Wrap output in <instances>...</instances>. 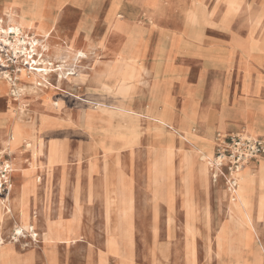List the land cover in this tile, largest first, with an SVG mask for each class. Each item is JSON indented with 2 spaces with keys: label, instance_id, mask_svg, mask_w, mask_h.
I'll list each match as a JSON object with an SVG mask.
<instances>
[{
  "label": "rangeland",
  "instance_id": "374dc122",
  "mask_svg": "<svg viewBox=\"0 0 264 264\" xmlns=\"http://www.w3.org/2000/svg\"><path fill=\"white\" fill-rule=\"evenodd\" d=\"M60 1L63 4V0ZM159 1L162 5L161 22L150 20L140 7H132L130 2L137 4L138 1L136 0H115L118 10L115 11L116 17L113 31L110 29L112 27L105 23L111 0H89V10L83 17L77 12L74 14L67 13L63 17L61 16V18L60 16H55V18L60 19L59 28H61L63 37L72 36L77 31L79 22L83 18L82 21L85 29L80 31V36L83 40L88 30L92 29L93 32L91 34H94L96 39H99L102 35L105 39L109 36L110 43H122L124 49L130 48L132 43H139L137 32L140 27L151 29L152 40L149 43H153V46L147 65L149 69L155 61L157 70L153 71L152 74L145 75L140 87L144 90L145 94V91L151 87L154 80H161L160 68L165 63H168L166 73L168 84L165 85V93L171 106L168 112L176 120L179 119L182 112L181 128L183 130H190L193 136L203 137V135L208 133L213 143V146L209 150L212 151L213 155L218 135L241 134V131L246 129L252 135L264 138V122L254 119V117L247 118L248 113H257V111L250 106L239 104L243 102L251 103L253 101L264 102V51H260L256 43H246L245 46L248 49L249 55L243 58L239 52H234L238 47V43H233V32L238 33L243 38L252 37L257 41H263L264 0H244L243 7L233 18L232 31L225 28L223 21H221L226 13V4L223 0H149V8H154ZM19 3L26 6L22 11L33 13L40 11L42 6L37 0L29 2L22 0ZM191 7L203 10L200 24L189 26V36L182 35L180 38L179 34L181 33L178 31L183 30L185 9ZM258 16H262V20H257L256 17ZM0 19L3 21V26H5L4 18ZM183 38L184 40L189 39L191 43L198 42L191 45L197 51L200 50L201 53L199 55H189L182 50H173L172 43H182ZM21 39H25L28 44L20 46L21 50H18L16 53L13 48L5 47L4 45L0 46V79H4L12 85L13 83L19 85L17 76L20 74V68L25 70L31 69L32 66L36 68L33 61H38L39 59V46L37 45L38 47L35 46L32 49L30 42H33L34 39L38 41L40 38L33 37L31 31H29L28 33H23ZM9 41L12 44L16 43V39L12 35H9ZM159 43H162L161 50L156 55L155 47ZM184 44L186 48L189 45V43ZM259 44L263 49L264 43ZM26 48L27 54L23 52ZM92 50L89 59L83 63L86 70L89 71L102 68L106 62L105 57L98 56L101 51L97 47ZM54 65L58 66L56 63ZM86 76L87 85L77 83L68 85L64 88L67 92L65 94L58 91L57 73L53 74L49 79L53 88L46 94L49 98L46 103L37 98L33 93H30L29 89H26L23 94L19 93L17 96L10 94L9 89H7L6 93L1 92L0 94L1 117H8L11 114L10 110L19 108L18 106L22 100L25 107L23 114L25 121L29 122L32 118L35 119L34 111L38 110V112L47 115L55 122V127L46 136V141L54 140L64 146L67 157L66 165L70 174L69 192L66 195L65 205H60L58 201L59 172H55L48 185L55 193L53 204L50 205L55 219L59 216L61 207L64 209L63 217L65 219L71 217L75 208L72 192L73 188L77 186V173L79 170L81 171L82 176L78 184L82 195V203L79 205V224L83 234V242L72 245L69 248L64 245L55 247L56 264H87L89 254H92V259H90L91 264H97V253L107 250L106 242L109 230L113 229L111 233L115 234V236L119 235L118 230L115 231L116 216L119 215L120 209L127 205H112V218L110 224L107 222L104 200L96 197L93 201H88L89 178L87 173L90 172V165H93L94 168L92 182L98 190L104 185L103 182L106 177L111 184L116 182V178L122 177L130 185L131 200L128 206L131 207L130 213L132 216L133 264H149L146 256L147 250L151 245L152 228L156 234V241L159 244L168 242L165 236L167 208L168 217L174 214V229L176 233L175 237L169 240V244L172 242L179 253H182L186 238L185 218L186 222L190 221L193 223L187 215L189 213L192 216L197 215L202 221L201 227L198 226V228L203 231V228H205L203 216L209 215L212 212L215 214L224 213V210H211L210 207H214V205H194L196 209L192 210L186 205H174L175 201L178 203L182 199L181 192H179L178 178L175 180L176 195L172 191H169L164 184L151 187L148 172L149 144L147 143V138L151 133L146 123V106L135 105V108L142 115L141 121H132L130 132H122L123 136L118 135L117 121L119 118L117 115L119 112L114 109L117 105V100L104 91L102 85L96 83L90 74ZM242 78L244 93L241 89ZM115 81V79H108L105 83L113 85ZM215 81H219L220 85L216 98L213 95ZM251 85H254L252 86V90ZM142 90L135 96L136 98L143 94ZM15 100H18V102ZM55 103H59V106H55ZM149 104L150 102L147 103V105ZM196 109H198L199 113L198 119L191 120V116L196 113ZM262 110H264V106L259 111ZM88 113L92 115L88 117ZM228 119L243 121V127L226 131L228 124L231 125L230 121L227 124ZM158 138L156 136L157 140ZM1 141L0 165L2 166L4 163V166H8L9 172L11 169V174H9L10 185L14 186L19 180L12 175V155L4 152V146ZM175 143L179 146V140H176ZM21 151L25 153L29 149L26 145H23ZM202 155L207 156L208 154L202 153ZM161 156V150L155 152L152 158L153 162H158ZM24 158L29 160V153H25ZM263 161L264 159H262L256 168H259ZM250 168H254V165ZM250 168L248 167L246 170ZM111 171H113L112 174H110ZM188 175L189 169L181 171L182 178H186ZM153 177L157 178V174L153 173ZM39 179L42 185L39 184L41 186V190L39 191L41 197L44 193L43 186L48 182L47 177L42 173ZM215 185H217L216 189L212 187L211 196L206 197L207 199H215L217 190L222 195L226 191L221 189V187L226 186L222 178ZM5 196L4 194L0 195V199H4ZM200 198L202 199L201 196ZM163 203L166 205H163ZM215 207H223V205H215ZM38 212L41 219L43 205H39ZM5 218L1 237H3V240L7 244L11 241V237H13L16 219L14 220L9 216ZM169 232L171 233V226L169 227ZM37 233L39 234L37 239L40 242L43 228L40 227ZM225 234H228V232ZM219 236H221V233ZM119 238L122 240V245L118 250L122 254L129 253L131 248L126 233L122 232ZM13 250H17L23 254H27L28 252L38 253L41 256V264H45L42 245H37L31 239L18 237V242ZM2 258H4V255ZM111 264H117V262L113 260Z\"/></svg>",
  "mask_w": 264,
  "mask_h": 264
},
{
  "label": "bare ground",
  "instance_id": "6f19581e",
  "mask_svg": "<svg viewBox=\"0 0 264 264\" xmlns=\"http://www.w3.org/2000/svg\"><path fill=\"white\" fill-rule=\"evenodd\" d=\"M136 1H138L137 4L150 20H158V22H161L162 5L160 1L154 8H149V0ZM223 1L226 4V13L221 21H223L225 28L232 31L233 18L243 7L244 0ZM16 2L19 3V1ZM116 2L115 0H111V5L105 18L106 25L109 24V26L112 27L110 28L111 31H113L114 28L115 11L118 10ZM58 3L63 5L60 0ZM202 12L203 10L196 7L185 9L183 30L178 31L181 33L179 37L182 35L189 36V26H197L200 24ZM256 19L260 21L262 20V16H258ZM59 20L60 19L55 18V16L45 13L43 11V5L37 13L22 11L20 15H15L13 11H9L6 17V24H4L5 26H3V21L0 19V46L4 45L5 47L13 48L16 53L18 50H21L20 46H26L28 44L25 39H21L23 33L31 31L33 37L40 38L38 41L34 39L33 42H30L32 49L38 45L40 50L38 61L35 59V61H33L36 68H33V66L28 70L20 68V74L17 76L19 85H15L14 83L12 85L7 83L4 79H0V91L4 90V93H6L7 89H9L10 94L17 96L19 93L23 94L26 89H29L30 93H33L37 98L46 103L49 99L46 94L53 88L52 84L49 82L53 74L57 73L58 91L65 94H67L64 90L66 86L76 83L86 84V75L90 74L96 83L102 85L104 91L117 100V105L114 109L119 112L117 115L119 118L117 121L118 135H122V132L129 133L132 121H141L142 115L135 108V105L146 106V123L151 133L147 138V143L149 144V183L151 187L164 184L169 191H172L176 195L175 180L178 178L180 184L179 192L182 194L183 203L188 206L190 210L194 209V201L198 198L196 192L202 188L206 197H209L213 179L215 177H220L218 170L214 167V155L212 151L209 150V148L213 146V143L208 133L203 135V137H198L193 136L190 130H183L181 128L182 112L178 120L168 112L171 107L165 93V85L168 84V80L166 79L168 63H165L160 68L162 75L161 80H154L151 87L145 91V94L144 90L140 87L144 76L157 70V65H155L156 62L152 63L151 69H148L147 65L151 50V44L149 42L152 40V30L140 27L137 32L139 43H132L130 48L124 49L122 43H110L109 36L105 39L102 35L99 39H96L94 34H91V32H93L92 29L88 30L83 40L80 36V31L85 29L82 21L83 18L79 22L77 31L72 36L63 37L61 28H59ZM9 35H12L13 38L16 39V43L12 44L9 41ZM233 37V43H238V47L234 52H239L243 58L249 55L248 49L245 46L246 43H256L260 51H264V47L262 49L259 44L264 43V39L260 42L252 37L243 38L235 32H233ZM191 44L195 43H189L186 48L184 43H172V48L173 50L185 51L189 55H199L201 53L200 50L197 51ZM95 47L101 51L98 56L105 57L106 62L102 68L89 71L86 70L83 63L89 59V56H91L90 53ZM160 47L159 44L155 47L156 55L160 53ZM23 52L27 54V48L24 49ZM54 63L58 64V66H55ZM108 79H115L116 81L113 85H109L105 83ZM219 86V81H215L213 86V95L215 98L217 97ZM141 90L143 94L136 98L135 96ZM15 101L18 102V100ZM146 102H150V104L147 105ZM54 105L59 106V103H55ZM18 107L19 108L15 110H10L11 114L4 118L3 122L4 139H2L1 143L4 146V152H8L12 155V175L17 178L19 182L11 186L10 192L4 199H0V264H4V258H2L4 251L15 249L18 237L31 239V241L35 242L37 245H42L45 264H56L54 254L55 247L64 245L69 248L72 245L83 242V234L79 224V205L82 203V195L81 188L78 185L82 175L79 170L77 173V186L73 188L72 192V200L75 208L71 217L65 219L63 217L64 209L61 207L59 216L55 219L50 209V205L53 204L55 193L48 185L55 172H59L58 201L60 205H65L66 195L69 192L68 184L70 175L66 165V151L64 146L59 142L54 140H49V142L46 141V136L52 128L55 127V122L47 115L38 112V110L34 111L35 119L32 118L29 122L25 121L23 118L25 107L23 106L22 100ZM195 112L196 113L191 116V120L198 119V109H196ZM91 115V113H88V117ZM250 117L264 122V110L259 113H248L247 118ZM241 133L252 138H260L252 135L246 129L242 130ZM156 136L159 137L158 140ZM176 140H179V146L176 145ZM23 145H26L29 149L28 152H25L29 153V160L24 158L25 153L21 151ZM158 150H161L162 156L158 162H153L152 158ZM202 153H207L208 155L203 156ZM262 159H264V157L259 159L258 164ZM248 167L250 168L251 165L240 168L237 172L232 173L230 177H227V179H222L226 186L221 187V189L226 190L223 197L234 204L230 206L236 208L238 213H242V226L249 227L253 230L252 207L254 205L250 203L256 199L260 201L264 200V161L259 168H250L246 170ZM184 169H189V175L186 178L181 177V171ZM89 171L90 172L87 173L89 178L88 201L91 202L96 197L104 200L106 205V218L109 224L112 218V205H127L123 206V208L120 209L119 215H117L118 217L116 216L117 223L115 225V231L118 230L119 235L122 232L126 233L131 251L127 254H122L118 250L122 245V240H120L119 235H113L111 233L113 229H110L106 242L107 251L106 253L100 254V264H108L107 255L118 257L122 264H132L133 230L132 216L130 213L131 207L128 206L131 200L130 185L122 177L116 178V182L114 184L112 183V185L106 177L103 182L104 185L98 190L92 182L93 165H90ZM112 172L113 171H111L110 174H112ZM41 173L47 177L48 183L43 186L44 193L40 197L39 191L42 185L39 182V178ZM153 173L157 174V178L153 177ZM239 203L244 205H238ZM39 205H43L41 219L38 212ZM241 206H243L245 210H238ZM6 216L12 217L14 220L16 219L12 234L13 237H11V241L7 244L5 240H3V237H1ZM187 216L193 221V223L188 221L185 224L187 264H196L194 241L199 232L194 226V222L197 215L192 216L189 213ZM208 217L209 216L206 215V221ZM231 220L233 221L232 217ZM168 221L170 227V224L173 223V216H169ZM40 227L43 228V233L41 235V241L39 242L37 239L39 236L37 231ZM225 233H227L226 227L223 226L221 228V236H218L219 246L225 241L229 244V235ZM239 242L242 248L249 251L252 250L253 237L248 232L241 235ZM229 249L230 252L237 253L236 251H232V246L230 245ZM210 252L211 247H208V253ZM237 264H241L239 259L237 260ZM243 264L249 263L244 262Z\"/></svg>",
  "mask_w": 264,
  "mask_h": 264
},
{
  "label": "crops",
  "instance_id": "0c3cea01",
  "mask_svg": "<svg viewBox=\"0 0 264 264\" xmlns=\"http://www.w3.org/2000/svg\"><path fill=\"white\" fill-rule=\"evenodd\" d=\"M16 1L22 0H0V18H4V22L6 24V17L8 16L9 11H13L15 15H20L22 10L26 8L25 5H21ZM25 1V0H24ZM31 1V0H26ZM43 5V11L52 16H61L63 17L65 14H74L79 12L81 17H83L89 10V0H63V5L58 3L59 0H37ZM16 2V3H15ZM132 7H139V5L130 2ZM134 7V8H135ZM182 43H191L188 40H184ZM198 43V42H192ZM151 44V48L153 43ZM162 43H159L161 46ZM151 52V50H150ZM155 62V61H154ZM153 62V63H154ZM151 69V67H149ZM152 74V72H151ZM243 78L241 83V89L243 92ZM251 85V90H252ZM4 92V90L0 91ZM244 93V92H243ZM4 94V93H3ZM242 106H250L257 113H259L260 108L264 106V102L262 101H253V102H243L239 103ZM228 121L231 122V125L228 124ZM2 122V123H1ZM4 118L0 116V140L4 137ZM243 121L228 119L227 120V128L229 129H238L242 126ZM243 127V126H242ZM219 129V128H218ZM220 130V129H219ZM221 131V130H220ZM259 139L264 140L262 137ZM258 161L252 162L250 165L256 169L259 166ZM180 185V184H179ZM217 185L213 184L210 187V193L212 187H216ZM216 189V188H215ZM218 189V188H217ZM209 193V196H211ZM218 192L215 193V199H207L205 192L203 189H199L197 193V199L194 201L193 205H214V207H210L211 210L223 209L224 213H210L208 219L206 221V216H204V224L206 227L201 231L198 226L201 227L202 221L200 218L196 217L194 222V226L197 228L199 234L195 237V249H196V264H236L237 260L241 261V264L249 263V264H264V200L260 201L258 199L252 201L250 204L254 205L252 207L253 210V230L249 227L242 226L243 218L242 213H238L236 208L230 206L234 205L227 198L223 197V195ZM202 197V199L200 198ZM182 198V194H181ZM207 203V204H206ZM263 204V205H262ZM163 205H166L163 203ZM174 205H185L183 203V199H180L178 203ZM215 205H223V207H215ZM238 205H244L239 203ZM194 209H196L194 207ZM261 209V210H260ZM238 210H245L243 206L239 207ZM233 211V212H231ZM263 213V214H262ZM186 215V214H185ZM221 217V218H220ZM231 217L233 221L231 220ZM168 208H167V217H166V239L167 243H158L156 241V234L151 231V245L147 250V261L149 264H187V251H186V238L184 241V247L182 253H179L178 249L171 242L169 244V240L175 237V229H174V221L175 217L173 214V223L171 226V233L169 232V221H168ZM261 218V219H260ZM231 221V222H230ZM208 222V223H207ZM235 223V225H234ZM186 224V218H185ZM226 227V231L229 234V244L222 243L219 246L218 236L221 233V228ZM153 227V224H152ZM237 227V229H236ZM245 232H248L253 237L252 250H246L242 248L239 242L241 235ZM202 234V235H201ZM201 236V237H200ZM205 236V238H204ZM231 241V242H230ZM229 245L232 246V251H236L237 253L230 252ZM208 247H211V252L208 253ZM107 251V250H106ZM106 251H101L97 253V264H100V254L106 253ZM161 252V253H160ZM230 253V254H229ZM44 257V256H43ZM92 254L88 256V263L91 264L90 259ZM237 257V258H236ZM132 258L134 263V254L132 252ZM108 264H111V261L115 260L117 264H122L121 260L114 255H107ZM132 263V264H133ZM4 264H41V256L35 252H28L27 254L20 253L17 250H6L4 251Z\"/></svg>",
  "mask_w": 264,
  "mask_h": 264
},
{
  "label": "built area",
  "instance_id": "2783aa9c",
  "mask_svg": "<svg viewBox=\"0 0 264 264\" xmlns=\"http://www.w3.org/2000/svg\"><path fill=\"white\" fill-rule=\"evenodd\" d=\"M263 157L264 140L242 133L228 136L218 135L214 151V167L218 170L220 177H215L213 183L217 184L221 178L227 179L240 168ZM9 174H11V169L9 172L8 166H4V163L0 165V195L5 196L11 190Z\"/></svg>",
  "mask_w": 264,
  "mask_h": 264
}]
</instances>
